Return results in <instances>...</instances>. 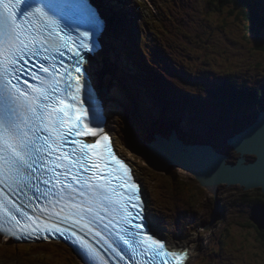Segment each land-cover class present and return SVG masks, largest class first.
Wrapping results in <instances>:
<instances>
[{
  "label": "snow or ice",
  "instance_id": "obj_1",
  "mask_svg": "<svg viewBox=\"0 0 264 264\" xmlns=\"http://www.w3.org/2000/svg\"><path fill=\"white\" fill-rule=\"evenodd\" d=\"M103 30L88 0H0V238L58 234L85 264H184L186 250L151 233L109 135L90 126L83 65Z\"/></svg>",
  "mask_w": 264,
  "mask_h": 264
},
{
  "label": "rangeland",
  "instance_id": "obj_2",
  "mask_svg": "<svg viewBox=\"0 0 264 264\" xmlns=\"http://www.w3.org/2000/svg\"><path fill=\"white\" fill-rule=\"evenodd\" d=\"M153 1L158 7L168 0ZM251 1L264 14V0ZM149 6H152L150 2H128V9L132 10L134 17L125 24V28L129 33L130 30L133 31V36L129 34L119 41V47L114 52L116 56L113 55L110 61L111 64L119 63L118 70H115L116 73L110 80L111 89L107 88L117 95L114 106L115 125L110 124V128L116 134L122 154L135 166L138 178L144 185L154 226L173 244L188 246L192 253L188 264L209 263V253L214 249H218L221 256L214 264H264V246L258 241L255 229L248 222L252 207L257 201L252 199L236 204L239 201L234 200L240 195L241 188L232 186L221 193L217 192L220 209L216 216H212V220L205 211L198 210L199 208L182 216L172 217L173 210L164 199L165 195L156 189L159 183L166 185L164 173L155 169L149 158L148 147L156 131L168 135L174 127L178 128L183 131L181 136L186 141L211 142L229 154L230 160L234 162L238 154L226 144L227 138L240 126L249 125L259 109L253 108L244 112L235 110L228 114L221 106L215 103L211 106L207 101L196 109L192 102L185 104L176 95H168L170 89L161 88L153 80L144 78L140 73V65L138 64L137 71L133 63L128 62L127 56L134 51L139 30L145 33L144 42L149 39V35L155 38L150 26L156 20H149L147 17L150 16L147 9ZM218 14L208 12L199 23L191 22V27L198 30L196 36L177 29V35L183 37L180 40L184 43L179 45L170 38V47L162 53V57L172 63V66L164 65L165 68L189 79V82L207 87L212 86L214 79L227 74L239 83L259 85L264 75V50L256 49V46L264 44V30L261 38L253 39L240 21L242 19L235 16L237 14L228 17H220ZM128 57L129 60L132 59L131 56ZM140 58L141 52L138 48L134 60L139 62ZM197 77L202 79L198 80ZM248 158L252 160L251 156ZM172 170L185 180H195L189 172L181 168ZM219 214L220 219L217 220ZM244 222L245 226L242 225ZM6 259L8 258L4 259L0 255V260H5L4 264H17Z\"/></svg>",
  "mask_w": 264,
  "mask_h": 264
},
{
  "label": "trees",
  "instance_id": "obj_3",
  "mask_svg": "<svg viewBox=\"0 0 264 264\" xmlns=\"http://www.w3.org/2000/svg\"><path fill=\"white\" fill-rule=\"evenodd\" d=\"M208 12L219 13L220 17L237 14L235 16L242 19L240 21L243 22L248 34L252 35L253 39L261 38L264 30V14L254 6L251 0H180L174 5L171 3L163 10L161 19L155 24L154 34L156 39H148L142 43L141 53L144 73L148 76V79L161 85L162 88L179 92L184 99H194L197 103L207 101L211 106H214L213 103H215L226 110L228 114L233 113L235 110L243 112L253 108L264 110V75L260 84L253 86L240 84L231 75L227 74L222 78L214 79L212 86L209 88L200 83L189 82V79L165 68L164 64H161L160 60L157 59L158 55L169 49L170 46L166 45V42L170 41V38L181 45L180 37L182 36L177 35V29L182 32H189L188 35L193 34V36H196L198 30L196 27H191V22L199 23L200 19ZM236 19L239 21L238 18ZM256 49L264 50V44L257 45ZM153 57L155 58L153 59ZM240 127L244 128L246 126L242 125ZM163 173L166 185L163 186L162 183H159L156 189L159 193L165 195L164 199L170 204L174 217L182 216L199 208L211 218L215 208V197L206 188L200 186L196 180L183 179L174 170L170 169ZM224 189L225 185H221L218 191L221 193ZM253 194L255 197H252ZM252 199L264 202V193L261 189L241 190L240 195L234 201L238 200L239 202H236L238 204ZM248 222L249 226L255 229L258 241L264 246V229L259 228L250 217ZM242 225L245 226V222ZM46 250L44 248L41 250L33 248L29 249L27 253L36 259H50L56 261L57 264H73V257L69 251L63 252L55 247ZM6 251L16 255L21 252V248L9 247ZM211 258L209 263L202 264H212L213 260Z\"/></svg>",
  "mask_w": 264,
  "mask_h": 264
},
{
  "label": "water",
  "instance_id": "obj_4",
  "mask_svg": "<svg viewBox=\"0 0 264 264\" xmlns=\"http://www.w3.org/2000/svg\"><path fill=\"white\" fill-rule=\"evenodd\" d=\"M227 144L238 154L234 162L213 144L187 143L173 129L168 138L156 132L148 152L155 169L181 168L189 172L200 186L216 196V201L221 185L239 186L244 191L259 188L264 193V110L249 126L228 137ZM249 155L254 160L248 159ZM252 208L251 220L264 229V202L259 201Z\"/></svg>",
  "mask_w": 264,
  "mask_h": 264
},
{
  "label": "bare ground",
  "instance_id": "obj_5",
  "mask_svg": "<svg viewBox=\"0 0 264 264\" xmlns=\"http://www.w3.org/2000/svg\"><path fill=\"white\" fill-rule=\"evenodd\" d=\"M105 14L109 18V26L107 30V40L104 49L101 53L96 54V57L92 60L89 69L90 72V80L93 82L95 86H97L98 94H102L104 100L103 105L106 109V113L108 114V122L106 126V130L110 132L112 136L113 143L115 145V148L119 154L122 156V149H120L117 137L114 131L110 128V124L115 123V113H114V106L117 102V95L114 92H108V94L104 91V88H110V80L113 79L115 75V70H118V64H111V58L110 56L114 54V51L117 50V47H119V41L123 38H126L130 33L126 30L125 24H128L131 21V15L128 10L125 8V0H96ZM180 1V0H178ZM122 6L116 7V4H119ZM125 20H128L127 22ZM116 56V55H114ZM128 68V67H127ZM141 84V83H139ZM116 86V85H115ZM114 86V87H115ZM111 89V88H110ZM179 107V106H178ZM257 117L255 118V120ZM115 125V124H114ZM163 136L167 137L170 135H166L164 132H160ZM236 133V132H235ZM187 143H201L199 141L197 142H188ZM250 159V158H249ZM139 180V178H138ZM142 185V184H141ZM142 190L144 192V188L142 186ZM158 232V230H156ZM158 234L162 237H164L160 232ZM169 244L173 248H178L179 246L182 248H187L188 246L181 243L173 244L172 242H169Z\"/></svg>",
  "mask_w": 264,
  "mask_h": 264
},
{
  "label": "flooded vegetation",
  "instance_id": "obj_6",
  "mask_svg": "<svg viewBox=\"0 0 264 264\" xmlns=\"http://www.w3.org/2000/svg\"><path fill=\"white\" fill-rule=\"evenodd\" d=\"M239 129V128H238ZM252 159H253V157H252Z\"/></svg>",
  "mask_w": 264,
  "mask_h": 264
}]
</instances>
